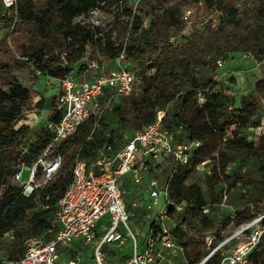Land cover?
<instances>
[{
  "label": "trees",
  "instance_id": "1",
  "mask_svg": "<svg viewBox=\"0 0 264 264\" xmlns=\"http://www.w3.org/2000/svg\"><path fill=\"white\" fill-rule=\"evenodd\" d=\"M202 1L206 6L214 5V0ZM236 1L228 0L217 7L225 16L215 32L204 37L201 30L192 29L186 36H179L180 42L174 45L169 42L174 36L173 31L184 26L178 13L170 7L151 14L144 26L129 0H18L12 10H4L0 4V250L18 249L22 256L27 239L51 238L54 233H48V230L57 203L72 180L70 166L75 157L78 155L89 162L94 160L97 151L111 146L114 139L120 140L127 127H133L132 132L141 131L155 121L160 111L164 113L163 127L173 133L178 142H200L187 165L173 168L168 187L171 200L177 204L191 200L193 205L189 211L203 210L206 203L200 189L188 186L186 181L198 165L206 162L210 163L211 174L207 177L210 189L220 183L228 185L232 179L243 188L252 185V189L247 190L249 202L264 201V134H252L251 140L245 135L248 129L259 127L258 122L252 121L264 109V81L256 82L252 92L235 102L233 96L201 84L192 75L189 62L183 58L199 52L202 60L194 63L212 65L226 52L242 47L264 60V0H254L255 14L250 23L243 22ZM112 4L118 5L115 21L128 34L120 45H116V38L110 31L87 20L92 12ZM141 29L144 36L138 34ZM231 32L240 33L236 41L230 40ZM148 52L155 56L148 59ZM121 54L130 70L138 75L139 116L127 117L120 107V100L111 109L116 116V128L109 130L102 115L85 120L75 135L63 140L57 148L63 156V164L55 180L25 197L21 189L12 184L14 173L22 163L31 166L52 135L44 127V132L28 142L29 126L15 128L35 94L31 88L19 83L12 72L28 69L33 80L46 77L60 82L71 76L77 77L90 62L108 64ZM199 95L202 102L198 100ZM60 117L56 100L52 99L48 122L55 124ZM177 129H182L184 139L180 138ZM250 161L256 177H252L253 172H242ZM235 163H238L237 167L228 175V168ZM37 207L40 209L25 220L26 215ZM170 207L167 215L171 214ZM256 215L249 208L236 211L237 226ZM107 223L104 220L102 226ZM203 224L209 229L214 228L208 218H204ZM158 228L151 220L147 230ZM219 240L218 236L216 241ZM75 248L77 252L80 248L90 251L79 243ZM105 250L111 260L114 256L122 257L117 249ZM73 254L66 258L74 257ZM89 259L92 261L91 254ZM220 259L221 253L217 251L205 264H219ZM198 262L199 258L189 264ZM248 263L264 264V236L248 257Z\"/></svg>",
  "mask_w": 264,
  "mask_h": 264
},
{
  "label": "built area",
  "instance_id": "2",
  "mask_svg": "<svg viewBox=\"0 0 264 264\" xmlns=\"http://www.w3.org/2000/svg\"><path fill=\"white\" fill-rule=\"evenodd\" d=\"M17 1L0 0V4L4 10H12ZM191 13L188 10L186 15ZM174 39L170 37L169 42H180ZM86 70L92 71L91 79L80 81L71 76L60 81L62 91L57 95L56 108L61 117L55 124L47 122L44 125L51 132L50 142L31 166L22 163L14 173L13 180L25 197L55 180L63 164V156L57 151L63 140L74 136L85 120L99 118L116 102L134 92L136 76L124 61L123 54L116 60L113 70H107L97 62L88 63ZM163 115L162 111L158 112L153 123L141 131L132 132L117 148L102 147L90 162L77 155L72 165V180L57 203L48 230L54 235L48 239H27L25 252L13 264H84V255L77 256V243L89 248L93 264H156L164 251L179 248L172 231L162 225L172 205L168 192L172 172L162 184L156 178L148 181L150 201L136 199L131 208L125 203L129 189L132 190L126 188L128 182L134 187L140 185L151 163L169 158L173 170L176 165H187L193 152L200 147L197 140L178 142L173 133L163 127ZM257 129L264 134V126ZM23 169L29 170L26 182L21 181ZM160 195L164 199L160 214L154 219L148 218L159 228L147 230L139 236L131 226V217L137 211L151 213ZM104 220L108 223L102 226ZM100 228L102 233H98ZM262 236L264 214L237 226L230 236L219 240L211 254L199 264H205L217 251L221 253L219 264H249L248 257L258 247ZM106 248L119 250L122 257L116 263L111 258L108 260ZM70 252L77 255L66 258L71 256L67 255ZM4 262L0 258V264Z\"/></svg>",
  "mask_w": 264,
  "mask_h": 264
},
{
  "label": "rangeland",
  "instance_id": "3",
  "mask_svg": "<svg viewBox=\"0 0 264 264\" xmlns=\"http://www.w3.org/2000/svg\"><path fill=\"white\" fill-rule=\"evenodd\" d=\"M227 1L228 0H214V5L212 7L204 5L202 0H129V3L133 6L134 11L141 16L144 26L150 19L151 14L160 12L168 7L173 8L178 13L184 26L181 30L176 29L172 33L174 35L173 37H175L174 40L178 41L181 36H186L192 29L201 30L204 37L215 32L220 25L221 19L225 16L224 11L217 9V7L222 5V2L225 3ZM253 2L254 0L236 1V6L241 11V18L244 23L252 22L255 14ZM188 10L192 11L191 15H186ZM117 11L118 5L112 4L110 7H102V9L92 12L88 15L87 20L110 31L116 38V45H120L128 37V34L121 30L120 25L114 19V15ZM1 34L2 29L0 24V36ZM138 34L141 36L145 35L143 29L139 30ZM229 36L230 40L236 41L240 33L231 32ZM170 43L174 45L173 42ZM154 56L155 54L152 52L147 53L148 59ZM183 58L185 61L189 62L192 75L201 84H206L208 89L212 88L215 91H222L233 96L235 102L240 96L252 92L256 82L264 81V60L256 57L251 52L244 51L242 47L233 52H226L222 57L217 59L215 63H212V65H207L206 63L195 64V60L199 62L202 60L199 52L194 53L190 57ZM205 60L208 61V58ZM12 74L19 83L31 88L35 94L30 106L24 110L22 119L15 125V128L21 125L29 126L30 135L28 136V142H31L35 140L37 134L45 131L44 125L48 122L51 100H56L62 87L58 81H50L46 77H39L37 80L31 79L28 69L14 70ZM139 85L140 82L136 74L135 89L132 93V95H134H131L132 97L127 99H121L120 107L127 117L139 116ZM199 98L200 96H198L199 102H202ZM173 108H175V106H173ZM102 118L109 126V130L116 128V116L113 110H106L102 114ZM252 122H258L259 126H264V109L261 110L259 117L254 118ZM257 128L252 127L246 131L245 135L247 140H251L250 136L252 134L261 135L259 133L260 130ZM133 130H135L133 127H127V129L122 132V138L120 140H113V144L111 145L112 149L120 146L123 140H127ZM177 130L180 134V138L184 139L185 135L182 129ZM237 164L238 163L230 165L227 170L228 175L237 167ZM172 167L173 162L169 158H160L156 162L151 163L149 172L143 175L142 183L136 187H131V189L133 188L132 192H134V194L131 198L125 197V203L131 205L136 199L140 200L141 198L143 201H150V190H148L147 185L148 181L156 178L160 184L164 183L167 176L172 172ZM71 168L70 166V170ZM244 171L253 172L251 174L252 177H256L257 175L251 161L242 169V172ZM210 174V163L205 162L198 165L186 181L188 186L193 185L200 189L206 203L203 210L200 211L195 209L189 211L188 208L193 205L191 200L183 201L180 204L172 200V205L170 207L171 214L162 220V225L168 231L174 230L173 235L179 248L164 251V253L159 255L156 264H189L190 261L197 258H199V262L197 263L199 264L206 259L217 246L218 242L216 240L218 236L222 239L230 236L234 232L238 225V220L235 217L236 211L249 208L251 212L257 214L256 216L264 214V201L251 203L248 200L247 190L252 189L251 184L243 188L241 185L233 183L232 179H230L228 185L220 183L212 186L210 189L208 187L207 178ZM28 176L29 170L23 169L21 181L26 182ZM12 184L18 186V183L14 182L13 179ZM38 198L39 194L37 199ZM163 206L164 199L163 196L160 195L158 204L153 206L151 213L142 211L139 214V212H134V215L131 217V226L140 234L139 236H142L143 232L147 231L148 218L158 216ZM39 209L40 207H37L36 210L29 212L25 220H29ZM204 210L207 211L204 212ZM204 218H208L214 223L213 229L205 227L203 224ZM112 250L113 248H109V251ZM105 253L108 260H110L111 255L107 252ZM71 254L73 253L71 252ZM71 254L68 253L67 255ZM75 255H77L76 252L73 256ZM81 255H84L83 261L86 264H93L89 259L90 251L87 252L80 248L77 256ZM20 256L18 249L0 250V258L5 261L3 264H13V261ZM117 258L118 256L112 257V261L116 263Z\"/></svg>",
  "mask_w": 264,
  "mask_h": 264
},
{
  "label": "crops",
  "instance_id": "4",
  "mask_svg": "<svg viewBox=\"0 0 264 264\" xmlns=\"http://www.w3.org/2000/svg\"><path fill=\"white\" fill-rule=\"evenodd\" d=\"M104 66H105V68L107 69V70H113V69H115L116 68V61L114 60V61H110L108 64H104ZM93 77V74H92V71L91 70H85V71H83L81 74H79L78 76H77V78L76 79H78V80H81V79H83V80H86V79H91ZM50 81H58V80H56V79H50V78H48ZM83 80H81V81H83ZM59 82V81H58ZM60 83V82H59ZM132 186H134L130 181L128 182V184H127V186H126V188H131ZM133 189V188H132ZM132 190H130L129 189V191H128V195L126 196V197H132L133 196V194H132V192H131ZM147 192V191H146ZM147 202V201H146ZM158 204V203H157ZM128 207L129 208H131V205H128ZM137 212H139V214H140V212L141 211H137ZM152 219H154V218H152ZM102 229L100 228L99 230H98V233H102Z\"/></svg>",
  "mask_w": 264,
  "mask_h": 264
}]
</instances>
